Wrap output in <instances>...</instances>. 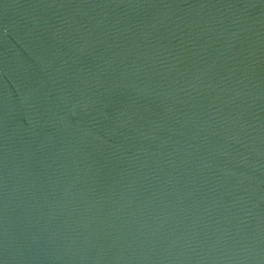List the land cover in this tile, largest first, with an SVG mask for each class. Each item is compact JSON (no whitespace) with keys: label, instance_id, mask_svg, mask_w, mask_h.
Here are the masks:
<instances>
[{"label":"water","instance_id":"obj_1","mask_svg":"<svg viewBox=\"0 0 264 264\" xmlns=\"http://www.w3.org/2000/svg\"><path fill=\"white\" fill-rule=\"evenodd\" d=\"M0 264H264V0H0Z\"/></svg>","mask_w":264,"mask_h":264}]
</instances>
